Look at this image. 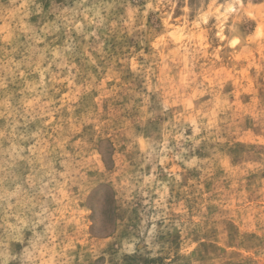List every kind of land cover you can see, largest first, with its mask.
<instances>
[{
  "label": "rangeland",
  "instance_id": "rangeland-1",
  "mask_svg": "<svg viewBox=\"0 0 264 264\" xmlns=\"http://www.w3.org/2000/svg\"><path fill=\"white\" fill-rule=\"evenodd\" d=\"M0 264H264V0H0Z\"/></svg>",
  "mask_w": 264,
  "mask_h": 264
}]
</instances>
